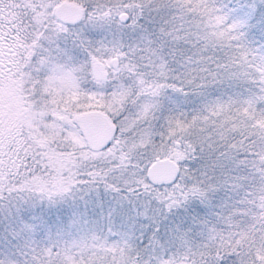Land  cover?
Listing matches in <instances>:
<instances>
[{
	"label": "snow or ice",
	"instance_id": "1",
	"mask_svg": "<svg viewBox=\"0 0 264 264\" xmlns=\"http://www.w3.org/2000/svg\"><path fill=\"white\" fill-rule=\"evenodd\" d=\"M0 264H264V0H0Z\"/></svg>",
	"mask_w": 264,
	"mask_h": 264
},
{
	"label": "rangeland",
	"instance_id": "2",
	"mask_svg": "<svg viewBox=\"0 0 264 264\" xmlns=\"http://www.w3.org/2000/svg\"><path fill=\"white\" fill-rule=\"evenodd\" d=\"M17 11H18L17 9L13 8L11 9V13L7 15H10L11 19L15 20L16 16L14 14L17 13ZM18 115H19L18 110L15 107H13L12 111L8 113L9 123L14 122L17 119Z\"/></svg>",
	"mask_w": 264,
	"mask_h": 264
}]
</instances>
